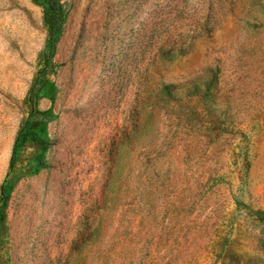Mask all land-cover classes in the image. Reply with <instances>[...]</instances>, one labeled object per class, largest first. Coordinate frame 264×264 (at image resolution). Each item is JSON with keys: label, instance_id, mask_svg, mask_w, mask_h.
I'll return each instance as SVG.
<instances>
[{"label": "rangeland", "instance_id": "rangeland-1", "mask_svg": "<svg viewBox=\"0 0 264 264\" xmlns=\"http://www.w3.org/2000/svg\"><path fill=\"white\" fill-rule=\"evenodd\" d=\"M59 1L0 0V264H264V0Z\"/></svg>", "mask_w": 264, "mask_h": 264}, {"label": "trees", "instance_id": "trees-1", "mask_svg": "<svg viewBox=\"0 0 264 264\" xmlns=\"http://www.w3.org/2000/svg\"><path fill=\"white\" fill-rule=\"evenodd\" d=\"M35 3L42 7V13L44 21L48 29V37L46 42V48L48 56L51 57L54 54L55 46L59 41L60 34L63 25L67 17V9L59 0H33ZM46 88L47 91L54 94L55 86L51 81H44L43 87L40 90ZM53 99V96H51ZM34 113L39 117L34 121L27 122L18 132L11 150V159L9 166L11 167L15 159L18 157L19 152L26 143L36 142L41 146V155L47 148L48 134L46 130L47 121L53 118L52 110H35ZM3 214L0 215V220L3 218Z\"/></svg>", "mask_w": 264, "mask_h": 264}]
</instances>
